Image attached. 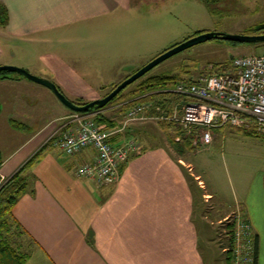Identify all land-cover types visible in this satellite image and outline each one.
<instances>
[{"label":"crops","instance_id":"crops-1","mask_svg":"<svg viewBox=\"0 0 264 264\" xmlns=\"http://www.w3.org/2000/svg\"><path fill=\"white\" fill-rule=\"evenodd\" d=\"M149 1L0 0L8 13V23L0 29V66L17 65L41 75L81 100L100 99L103 95L85 80L84 74L91 73L87 72L88 62L96 58L101 68H114L116 58L131 56L125 47L134 45L135 37L140 40L147 29ZM80 26L84 51L76 55L59 52L52 36L61 31L69 35ZM100 37L111 41L113 50L109 42L97 43L95 55L91 42ZM104 44L105 48H100ZM32 47L37 54L31 52ZM9 51L13 54L10 61L5 60ZM47 72L54 81L44 76ZM21 78L0 79V88L20 83ZM81 90L88 92L82 94ZM67 113L62 111L31 136L25 135L20 147L2 158L1 179L9 178L31 158L39 146L37 138L58 131L62 125L54 124L68 117ZM155 119L151 114L145 116L112 139L119 143L122 138H132L139 145L138 151L120 164L112 185L75 176L76 167L93 160L91 148L75 156L53 147L42 152L28 169L26 192L12 209L21 233L20 251L27 256L25 264H206L200 246L208 241L215 211L205 204L214 199L216 191L206 192L205 183L194 174L179 145H171L165 138L153 143L160 132L144 126ZM136 123L141 127H132ZM26 128L32 132L33 125ZM238 203L258 238L256 264H264V180L250 181ZM231 214V210L224 212L218 223Z\"/></svg>","mask_w":264,"mask_h":264},{"label":"rangeland","instance_id":"rangeland-1","mask_svg":"<svg viewBox=\"0 0 264 264\" xmlns=\"http://www.w3.org/2000/svg\"><path fill=\"white\" fill-rule=\"evenodd\" d=\"M148 7L150 19L148 20L147 29L140 37L142 42L135 37L137 42L132 46L127 45L125 47L127 49L126 54L129 55L130 53L131 56L116 58L115 61L118 65L114 68H101L99 60L96 58L88 62L87 72L91 73L90 75L88 73L84 74L86 83L91 88H95V91H98L103 97L111 91L113 85L121 83L165 51L198 34L259 35L260 32H264V30H258L261 26H264V0H220L214 6L200 0H150ZM72 32L68 35L69 32L64 34L61 31L52 36V43L61 48L59 52L71 51L76 55L84 51L85 41L81 36L83 35V28L81 26L76 27ZM74 33L76 34L74 35ZM88 35L85 31V36ZM106 42L110 43L109 47L111 46L113 50V45L107 38L100 37L92 40L91 43L95 46L92 48L96 51L95 55H97V43L103 44ZM138 42L139 45H136ZM100 48H105V44ZM36 50V47L31 48L32 53ZM84 53L88 54V51ZM263 54L264 42L231 43L223 40H211L200 43L156 65L138 81L130 84L115 101L106 107L108 110L101 114L115 122L117 126L114 128L121 125L126 110L123 107L127 102L133 101L130 107L136 104H149L145 116L152 114L150 101L140 102L143 98L140 99L141 95L134 93L140 82L150 76L165 75L173 77L176 83L188 82L198 78L206 71H219L225 65L230 64L233 57ZM12 57L13 54L9 51L5 60L10 61ZM34 60H37V58ZM109 60L111 61V58ZM36 63L39 64L38 61ZM5 65L19 68L17 65ZM98 66L103 70L98 69ZM30 74L45 78L36 75V73ZM44 76L54 81L50 72L45 73ZM21 79L22 82L20 83L7 84L0 88L1 158H6L17 150L25 139V135L31 136V133H34L42 124L62 114V111H67L68 117H64L54 125H63L69 117L78 114L64 107L46 87L25 78ZM173 87L168 88V90L173 91ZM57 88L74 104H87L96 100H81L67 91L64 93L63 89L58 86ZM79 92L86 94L88 91L81 90ZM184 103L174 105L171 114H167L162 108H156L153 115L157 119L147 121L148 123L145 124L144 129L154 133L160 132V137H156L153 143L163 142L165 138L167 143L169 141L171 145H179L183 153L185 152L183 154L184 158L192 163L194 174H198L205 183L206 192L216 191V193H212L214 199L205 204L208 209L214 207L215 212L213 217L210 218L214 221V227H212V230L211 228L208 230V241L200 246V252L206 264H213V262L214 264H223L224 254L221 246L226 239L224 236L227 232L226 225L231 222L233 217L235 220L247 218L243 212L244 208L239 207L238 202L242 201L250 181L255 179L264 180V134L248 135L245 134L247 129L232 126L213 128L212 142L201 147V144L194 143L195 134H188L179 127V122H177L182 114ZM92 114L93 119L96 114L100 115L99 112ZM162 122L169 124V126H162ZM29 125H33L32 132H28V128L25 129ZM54 125L48 130H52ZM132 127H141V123H136ZM126 130L127 128L121 134L125 133ZM179 132L183 133V137L178 136ZM43 137L37 138L39 144L37 151L48 146L46 145L48 137L44 139ZM175 138H179L178 142H175ZM182 138H186L188 144L183 143ZM196 146L199 147L195 150ZM229 210L233 211V214L228 219L218 223L219 216ZM211 237L213 239L209 241Z\"/></svg>","mask_w":264,"mask_h":264},{"label":"built area","instance_id":"built-area-1","mask_svg":"<svg viewBox=\"0 0 264 264\" xmlns=\"http://www.w3.org/2000/svg\"><path fill=\"white\" fill-rule=\"evenodd\" d=\"M173 92L190 99L183 104L177 122L188 134H195L194 143L209 145L212 129L224 126L252 127L264 134V54L233 57L217 72L206 71L194 80L177 82ZM148 108L149 104L128 108L121 125L112 129L99 126L93 114H74L49 135L46 144L51 142L54 149L67 156L93 149V160L76 167L75 176L112 185L118 179L120 164L139 149L132 138H122L119 143L112 139L122 136L129 123L144 119ZM253 237L248 220L236 219L233 264H253Z\"/></svg>","mask_w":264,"mask_h":264},{"label":"trees","instance_id":"trees-1","mask_svg":"<svg viewBox=\"0 0 264 264\" xmlns=\"http://www.w3.org/2000/svg\"><path fill=\"white\" fill-rule=\"evenodd\" d=\"M200 1H202L203 3L205 2L208 5L214 6V4L220 0H200ZM7 23H8L7 9L3 4L0 3V29L5 28ZM258 30H264V26L263 27L261 26ZM260 33L262 34L264 32H260ZM11 75L14 74L7 71L1 72L0 79H7ZM16 75L17 74H15L14 76ZM174 80L175 79L173 77L158 75V76H150L144 81L140 82V85L138 86L137 90L134 93H138L139 95H141L140 99L143 98V100L140 102H143L145 100L150 101L152 105V110H151L152 116H154L153 112L156 108L157 109L162 108L164 111H166L167 114H171L174 105L182 104L183 102H187L190 100L186 96L168 90V88L170 87L172 88L173 86H175L176 82ZM115 86L116 85H113L112 89ZM124 90H122L116 97H114L112 101H110L103 109H105L108 105H110L113 101H115ZM132 104L133 101L130 103L129 102L125 103L123 107V109H126L125 113L128 110L127 108L130 107ZM103 109L100 110L91 109L86 114L99 112L100 115L96 114L94 120L103 129H111L117 126L113 120H109L106 116L100 113V111ZM162 123H163L162 126L164 125L169 126V124H166L165 122ZM13 126L15 127V125ZM242 129H247L245 131L246 132L245 134L253 135V136L258 135L257 132L252 127L242 128ZM178 136L183 137V133L179 132ZM177 139L179 140V138ZM182 141L183 143L185 142L188 144V140L186 138H182ZM46 145L48 146L45 149L37 151L9 178L3 180L1 179L0 176V264H25L27 256L20 251L21 233H20L19 225L16 223V220L13 217L12 209L13 206L18 201V199L26 192L27 182L30 179V175L28 174V169L40 157V155L44 150L52 147L51 142H48ZM2 163L3 160L0 154V168ZM235 226H236V220L233 217L231 222L226 225L227 232L224 235L226 239L224 241V244L221 246L222 252L224 254L223 264H233V252L236 245ZM257 247H258V238L256 235H254L253 264H256Z\"/></svg>","mask_w":264,"mask_h":264},{"label":"water","instance_id":"water-1","mask_svg":"<svg viewBox=\"0 0 264 264\" xmlns=\"http://www.w3.org/2000/svg\"><path fill=\"white\" fill-rule=\"evenodd\" d=\"M211 40H223L228 41L232 43H263L264 42V34L259 35H226V34H220V33H201L198 34L174 47L171 49L165 51L146 65H144L142 68L137 70L135 73L127 77L125 80H123L121 83L117 84L106 96L93 100L87 104L77 105L72 102H70L57 88V86L49 79L47 78H40L37 76H34L30 74L28 71H26L23 68H18L15 66H7L2 65L0 66V73L7 71V72H13L21 77L42 85L49 89L55 97L70 111L74 113L79 114H86L89 110L95 109L100 110L103 109L114 97H116L122 90H124L127 86L147 74L152 68H154L156 65L161 63L162 61L166 60L167 58H170L171 56L180 53L184 50H187L195 45H198L200 43H204Z\"/></svg>","mask_w":264,"mask_h":264},{"label":"flooded vegetation","instance_id":"flooded-vegetation-1","mask_svg":"<svg viewBox=\"0 0 264 264\" xmlns=\"http://www.w3.org/2000/svg\"><path fill=\"white\" fill-rule=\"evenodd\" d=\"M61 103V102H60ZM62 104V103H61ZM75 104H77V103H75ZM63 105V104H62ZM77 105H82V104H77ZM64 106V105H63ZM65 107V106H64ZM69 110V109H68Z\"/></svg>","mask_w":264,"mask_h":264}]
</instances>
